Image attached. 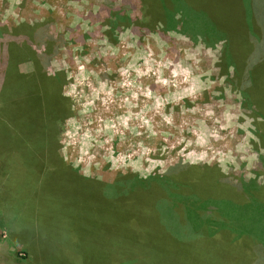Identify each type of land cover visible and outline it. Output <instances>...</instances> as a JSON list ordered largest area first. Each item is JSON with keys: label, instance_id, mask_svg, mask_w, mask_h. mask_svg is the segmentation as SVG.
I'll use <instances>...</instances> for the list:
<instances>
[{"label": "rangeland", "instance_id": "374dc122", "mask_svg": "<svg viewBox=\"0 0 264 264\" xmlns=\"http://www.w3.org/2000/svg\"><path fill=\"white\" fill-rule=\"evenodd\" d=\"M122 2L0 0V38L7 43L0 48V264H256L257 253L238 244L245 234H230L238 250L205 234H144L143 227L130 234L129 218L119 222L105 196L119 175L143 185L169 173L190 184V172L180 168L185 164L213 168L240 188L264 184V108L246 77L236 84L233 68L224 72L223 40L209 45L178 23L162 35L157 22L150 29L119 24L109 35V12ZM256 8L264 23V0ZM19 26L16 36L30 28L43 35L15 63L5 52L9 43L23 46V39H10ZM257 43L255 57L264 66V37ZM14 64L43 95L38 103L50 105L47 91L56 93L52 120L25 116L11 101ZM39 70L49 77L46 85ZM256 82L264 93V79ZM202 154L204 161L192 163ZM139 189L121 194L135 198L126 211L133 208L143 224L154 207L172 202L155 189Z\"/></svg>", "mask_w": 264, "mask_h": 264}, {"label": "trees", "instance_id": "16d2710c", "mask_svg": "<svg viewBox=\"0 0 264 264\" xmlns=\"http://www.w3.org/2000/svg\"><path fill=\"white\" fill-rule=\"evenodd\" d=\"M122 1L120 5L109 12V17H112L107 18L109 25L107 33L109 35L119 27V24L133 23L141 28L150 29L152 24L157 22L162 24L159 30L162 35H166L164 31L176 29L178 23L181 32L192 35L200 34L209 45H212V41L222 39L221 65L224 72L227 74L228 68L232 67L235 72L236 84H241L242 77H246L247 82L245 85L249 87L251 94L257 98L256 105L259 108H264V103L262 104L259 101V98L264 99V93L261 88L259 92V86H256L257 77L264 79V66L260 65L261 63L258 64V61L263 57H255L257 51H260V46L262 49V44L259 46V43H257V38L264 37V23L260 17L261 8L259 10L256 8V0ZM124 4L128 5L127 10L124 9ZM19 28H24V26L13 27L9 34L10 36L13 35L12 37L15 39L12 37L10 39L15 41L23 39L21 41L23 46H17L19 49H16L9 46L12 45L9 43L7 52H5L6 59L15 58V63L20 58L27 57V48L30 49L28 45L33 41L34 36L39 41V38L43 35L40 33V28L36 32H33V28H30L23 29V34L16 36ZM47 37L52 39L51 36ZM5 40L0 38V48L5 49L4 45L7 44L4 42ZM46 41L45 44L48 43ZM51 50L52 48L49 45V51L51 52ZM48 56H51V53ZM15 70L17 80L14 81V87L11 89V101L22 107L25 116L31 113L30 116L34 114V116L40 118L39 116L44 113L48 119L52 120L57 112L55 110L58 105L56 103L58 102L56 93L47 91L51 100H54V105L52 101L47 106L38 103L43 95L41 96V92L35 88L31 89L32 87L29 85L31 84L30 76L20 73L16 69V65ZM38 74L39 76L36 78L40 81L45 83L49 80L44 70H39ZM36 82L34 87L39 81ZM29 89L31 90L29 91ZM258 93H261L262 96ZM25 107L29 108L31 112L28 113ZM262 127L263 134L260 136L264 142V115ZM46 143L47 141H45ZM203 167L190 164L180 167L181 169L186 168L184 171L190 172V176H192L190 184L174 181L173 177L169 178V173L154 178L161 185H157V187L151 182L153 177L147 180L144 179L143 181L146 180V183L139 185L138 180L136 181L135 178L129 179V176L119 175L114 183L110 184L113 186L114 191L111 194L107 193L105 196L116 206V211H119L121 215L119 222L126 225L127 219L125 216L129 218L130 234H139L142 227L144 234H149L150 230H153L154 234H157L158 230L165 234H205L202 236L204 239L207 238L210 242H215L217 245L222 244V247L234 248L235 250L238 249L231 242L230 234H245L243 242L238 243L239 246L249 248V251L252 250L257 253L255 257L256 264H264V256L261 255V252H264V184L256 189H252L247 184L240 188L239 185L235 186L236 184L233 185L221 180L220 174L215 172L213 168L205 165ZM176 168L177 171L181 170L179 165L175 166L173 170ZM190 169H193V171ZM110 185L106 187L109 188ZM119 186H124V190L119 192ZM126 187L140 188L135 191H142V189L154 191L155 189L157 192L155 195L165 197L164 199L171 198L172 202L162 204V206L166 205L163 210L160 209L161 207H154L145 215L146 218H144L143 224L131 212L134 211L133 208L129 209V213L126 211L135 199L132 196L129 201L125 200L121 193L126 191ZM233 187L241 190H236ZM190 200H192V204H190ZM195 201H197V204ZM164 214L167 217L169 215L171 218L175 217L176 225L170 217L165 219ZM124 232L125 229H122V234ZM216 234H229V236L219 237ZM245 243L249 246H245ZM215 250H221V247L215 248L213 251ZM239 252L242 253L241 250Z\"/></svg>", "mask_w": 264, "mask_h": 264}, {"label": "clouds", "instance_id": "9594fccd", "mask_svg": "<svg viewBox=\"0 0 264 264\" xmlns=\"http://www.w3.org/2000/svg\"><path fill=\"white\" fill-rule=\"evenodd\" d=\"M205 160V155H200L199 157H197L196 159H193L192 160V163H197V162H201V161H204ZM211 161H209L210 163ZM221 163L223 164V161L221 160Z\"/></svg>", "mask_w": 264, "mask_h": 264}, {"label": "crops", "instance_id": "0c3cea01", "mask_svg": "<svg viewBox=\"0 0 264 264\" xmlns=\"http://www.w3.org/2000/svg\"><path fill=\"white\" fill-rule=\"evenodd\" d=\"M45 141H48V140H45Z\"/></svg>", "mask_w": 264, "mask_h": 264}]
</instances>
